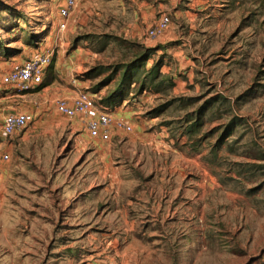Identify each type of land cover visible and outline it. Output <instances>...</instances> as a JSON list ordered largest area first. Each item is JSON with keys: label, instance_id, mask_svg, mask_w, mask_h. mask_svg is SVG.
<instances>
[{"label": "rangeland", "instance_id": "374dc122", "mask_svg": "<svg viewBox=\"0 0 264 264\" xmlns=\"http://www.w3.org/2000/svg\"><path fill=\"white\" fill-rule=\"evenodd\" d=\"M65 2L0 0V126L6 115L14 113L19 99L14 95L20 94L3 84L4 75L37 53L49 50L54 54L45 82L58 79V73L70 85L76 80L79 89L97 94L99 107V98L113 89L120 72L109 84L100 85L101 81L111 74L114 65L132 56L121 39L159 47L154 55L163 57V67L171 70L165 73L174 77L169 96L146 92L126 100L136 98L135 102L141 103L144 111L148 108L147 112L166 106L159 116L149 117L147 112L144 116L165 128L179 156L153 155V165L150 162L148 166L158 168L162 175L175 162L177 169L186 172L189 192L183 195L177 185L173 194L167 184L154 185L162 208L168 205L165 200L176 199L169 202V213L161 211L154 217L150 210L144 212L134 230L104 226L93 212L95 222L75 227L74 234L76 238L92 234L93 244H83L84 250L77 252L65 250L58 261L48 257L52 237L39 224L32 227L31 244L43 250L26 262L22 255L14 256L11 240L16 236H9L12 227L8 220H0V264H264V2L226 0L223 11L217 14L202 10L196 11L193 19L173 17L162 40H151L146 35L138 40L125 37L124 28L134 22L132 0L121 1L126 14L120 10V0H77L67 29L60 31L59 9ZM154 15L159 18L158 13ZM151 23L149 20L147 25ZM28 36L33 37V44L26 42ZM102 67L108 69L105 74L88 76ZM59 82L65 85L64 80ZM20 133L12 141L6 139L5 146H13L9 152L0 145L1 169L9 171L21 185L40 189L47 188L50 173L45 169L51 174L64 171L68 176L77 158L58 161L56 157L49 167L37 156L75 154L72 146L62 148L71 138L69 133L32 137L26 143ZM222 135L225 138L214 159L211 148ZM3 140L0 136V142ZM5 154L10 155L9 160L3 159ZM81 179H76L78 191L84 187ZM143 181L146 184L149 179ZM144 191L150 193L148 185ZM109 204L101 202L97 207ZM26 229L24 225L19 228L21 248ZM63 229L66 245L71 240L66 232L70 229ZM104 234L113 242L105 251L100 247ZM97 250L100 255H95Z\"/></svg>", "mask_w": 264, "mask_h": 264}, {"label": "crops", "instance_id": "0c3cea01", "mask_svg": "<svg viewBox=\"0 0 264 264\" xmlns=\"http://www.w3.org/2000/svg\"><path fill=\"white\" fill-rule=\"evenodd\" d=\"M121 1L120 10L126 14L125 6ZM149 2L132 0L130 9L133 11L134 22L127 24L124 28L125 37L138 40L146 35L147 30L158 19L154 13H158L159 17L163 13L168 14L171 19L180 16L193 19L197 15L196 11L205 10V12L213 14L223 11L222 8L225 6L223 2L226 3V0H156L153 4ZM149 20L152 23L147 25ZM168 32L169 30L162 37H165ZM46 51L49 50L42 52ZM163 71L169 73L171 70L164 66ZM61 76L62 74L58 73V79L56 78L46 86H41L42 88L14 95L19 98L14 113H28L34 116V121L20 133L23 135V142H30L32 137L47 136L53 133L67 132L71 135V138L64 144H62V139L59 140V143L62 144V148L68 145L72 146L75 154L41 153L37 156L38 161L48 162L47 165H49L55 161L56 157L58 161H63L65 157L78 159H76L77 163L70 168L68 176L64 171L55 170V173L51 174L49 169H45L44 172L50 173L46 189L21 185L15 176L11 175L9 171L1 169L0 166V220H8V226L13 229H9V236H16L11 240L13 241L12 253L14 256L22 255L25 259L24 262L32 258L36 251L43 250L41 246L36 248L31 244L32 227L37 224L45 227L49 232V238L52 237L50 242L53 243V246L50 245L47 250L48 257L51 259L54 257L58 261V257L62 258L65 250L77 252L84 250L83 244H93L95 236L92 234L80 238L74 236L75 227H87L95 222L93 212L96 213L98 222L104 226L120 225L122 229L126 227L125 230H134L144 212L150 210L154 213V217L161 211L169 213L171 210L169 204L176 199L175 196L165 200L168 205L162 208L160 197L157 196L158 190H154V185L158 187L159 184H167L170 187V193L175 192V187L179 185L178 190L182 191L183 195L184 192H189V188H186L185 185L186 172L183 169H177L175 162L170 165L173 168L165 170L162 175L158 168L152 170V167L148 166L150 162L153 165L154 157L161 158V154L168 153L173 157L178 154L179 156L177 149L171 147L174 142L165 133V128L159 127L153 119L144 116L148 108L144 111L141 103L135 102L136 99L131 100L132 102L125 100L120 106L108 107L114 117L126 119L133 130L127 132L113 129L109 140L92 138L80 117L70 119L57 113L56 100L61 98L71 100L80 90L79 85H70L66 79H63L65 85L61 84L59 82H63ZM98 94L103 95L102 92ZM0 131V136L2 140L4 139L0 142L2 146H5L6 139L12 141L20 136L17 134L14 137H6L2 124ZM10 148L13 146L3 147L5 152H9ZM77 153L81 154L76 156ZM188 155L194 154L188 153ZM186 158L189 160L188 157ZM79 176H82L79 182L84 187L83 190L78 191L75 186ZM143 178H148L149 181L144 184L147 179L143 181ZM100 181H102L101 185ZM40 185L43 186L42 183ZM147 185L150 190L149 194L144 191ZM99 187L102 188V191L96 192ZM121 200L124 201L122 205L119 203ZM101 202H110V204L98 208L97 206ZM1 210H7V212ZM21 225L27 227L23 233V248L19 246L20 240L18 239ZM64 226L69 227L70 230L66 232L71 238L66 245L64 243ZM109 240L104 234L100 243L103 251L113 243ZM95 255H100V252ZM57 261L55 262L58 263Z\"/></svg>", "mask_w": 264, "mask_h": 264}, {"label": "built area", "instance_id": "2783aa9c", "mask_svg": "<svg viewBox=\"0 0 264 264\" xmlns=\"http://www.w3.org/2000/svg\"><path fill=\"white\" fill-rule=\"evenodd\" d=\"M77 6V0H66L65 5L59 9L60 31H65L68 19ZM171 16L162 14L147 30L146 37L151 40L162 37L170 28ZM53 52H40L26 59L24 63L14 67L4 75V85L12 87L18 93H27L40 88L47 77L53 62ZM71 84L76 85V80ZM56 110L59 114L70 119L80 117L88 130L90 137L109 140L113 129L127 132L133 130L130 123L120 117H114L109 108H99L89 91L79 90L73 99L61 98L56 100ZM34 121V116L28 113H9L2 121L3 133L6 137H13L26 129ZM4 160H9L10 155L5 154Z\"/></svg>", "mask_w": 264, "mask_h": 264}, {"label": "trees", "instance_id": "16d2710c", "mask_svg": "<svg viewBox=\"0 0 264 264\" xmlns=\"http://www.w3.org/2000/svg\"><path fill=\"white\" fill-rule=\"evenodd\" d=\"M262 1L264 2V0ZM33 41L32 36H28L26 39V42H30V44H33ZM120 42L126 46V48L132 53V56L128 61L114 65L111 74L107 75V77L101 81L100 85L109 84L114 80L115 75L120 72V76L113 89L100 99L99 107L108 108L120 106L126 99H130L131 95L133 97H138L146 92L169 96V89L174 85V77L171 74L163 72V57L156 58L154 55L159 47L151 48L138 41H128L123 39H121ZM107 70L108 69H105L104 67L97 68L88 73V76L93 78L99 73L105 74ZM50 83V81H46L42 87ZM222 100L226 101L227 99L223 98ZM163 108H166V106L159 105L153 109L151 108L146 115L149 117L159 116ZM198 111L201 112L200 109ZM224 136L225 135L220 136L216 145L211 148L210 156H213L214 159L217 157V147L221 144L223 138H225ZM206 157L205 159H207Z\"/></svg>", "mask_w": 264, "mask_h": 264}]
</instances>
